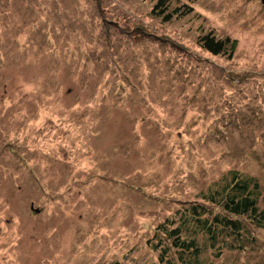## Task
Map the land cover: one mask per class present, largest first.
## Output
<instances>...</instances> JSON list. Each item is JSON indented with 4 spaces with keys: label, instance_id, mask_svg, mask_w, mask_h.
I'll return each instance as SVG.
<instances>
[{
    "label": "rangeland",
    "instance_id": "rangeland-1",
    "mask_svg": "<svg viewBox=\"0 0 264 264\" xmlns=\"http://www.w3.org/2000/svg\"><path fill=\"white\" fill-rule=\"evenodd\" d=\"M156 1L0 0V264H160L180 202L229 169L264 192V5ZM256 234L216 264H264Z\"/></svg>",
    "mask_w": 264,
    "mask_h": 264
},
{
    "label": "trees",
    "instance_id": "trees-1",
    "mask_svg": "<svg viewBox=\"0 0 264 264\" xmlns=\"http://www.w3.org/2000/svg\"><path fill=\"white\" fill-rule=\"evenodd\" d=\"M172 0H157L152 13L165 22L191 14L184 4L171 9ZM198 45L214 56L231 59L237 41L218 38L211 31ZM264 230V192L257 177L229 169L194 199L158 224L151 248L160 264H216L223 256L259 246L257 231ZM150 241V242H151Z\"/></svg>",
    "mask_w": 264,
    "mask_h": 264
},
{
    "label": "water",
    "instance_id": "water-1",
    "mask_svg": "<svg viewBox=\"0 0 264 264\" xmlns=\"http://www.w3.org/2000/svg\"><path fill=\"white\" fill-rule=\"evenodd\" d=\"M260 1H261V3L264 5V0H260ZM31 209H32V211H34L35 213H39V212H40V210L35 209L33 206H31Z\"/></svg>",
    "mask_w": 264,
    "mask_h": 264
}]
</instances>
